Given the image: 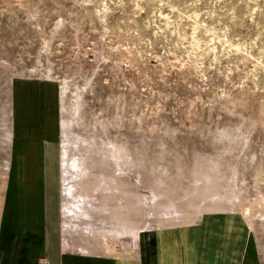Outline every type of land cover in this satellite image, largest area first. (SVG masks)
I'll return each mask as SVG.
<instances>
[{"label": "rangeland", "instance_id": "1", "mask_svg": "<svg viewBox=\"0 0 264 264\" xmlns=\"http://www.w3.org/2000/svg\"><path fill=\"white\" fill-rule=\"evenodd\" d=\"M0 175L62 248L237 215L264 247V0H0Z\"/></svg>", "mask_w": 264, "mask_h": 264}, {"label": "crops", "instance_id": "2", "mask_svg": "<svg viewBox=\"0 0 264 264\" xmlns=\"http://www.w3.org/2000/svg\"><path fill=\"white\" fill-rule=\"evenodd\" d=\"M28 186L37 190V184L0 175V264H40L45 257L51 264H264V247L240 215L205 217L203 226L164 232L153 255L135 246L121 248L123 255L110 248H62L60 225L45 220V200L23 198Z\"/></svg>", "mask_w": 264, "mask_h": 264}, {"label": "built area", "instance_id": "3", "mask_svg": "<svg viewBox=\"0 0 264 264\" xmlns=\"http://www.w3.org/2000/svg\"><path fill=\"white\" fill-rule=\"evenodd\" d=\"M40 264H49V263L43 259V260L40 262Z\"/></svg>", "mask_w": 264, "mask_h": 264}]
</instances>
